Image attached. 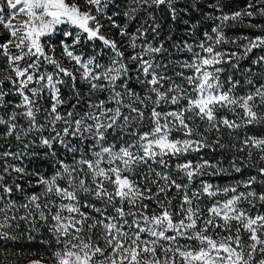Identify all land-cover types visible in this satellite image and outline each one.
<instances>
[{
	"label": "snow or ice",
	"instance_id": "obj_1",
	"mask_svg": "<svg viewBox=\"0 0 264 264\" xmlns=\"http://www.w3.org/2000/svg\"><path fill=\"white\" fill-rule=\"evenodd\" d=\"M110 2L6 0L9 18L0 15V25L10 38L0 42V71L5 73L0 77V108L6 109L0 125L5 126L3 137H14L22 147L0 156L17 160L24 155L39 156L29 149L40 147L47 150L44 158L54 161V172L44 176L5 159V173L15 172L21 179L34 175L42 191L26 195L18 204L12 198L14 188L0 182V240H17L13 229H19V221L35 230L39 220L51 237L42 243L51 246L54 242L50 256L54 264H264V212L259 210L264 208V192L253 187L264 184V179H258L264 177V166L256 168L258 176L230 184L204 179L264 164V136L238 133L264 125V79L258 82L251 78L258 75L251 67L244 69L243 84L248 90L243 94L237 93L240 79L232 74L221 79L226 71L222 65L239 71L241 60L256 49L264 51V35L230 40L223 27L230 21L243 23L245 17L264 16V6L248 3L231 14H206L207 19L219 22L212 34L205 32V39L195 45L185 40L175 46L177 51L192 53L179 63L187 73L176 72L183 80L177 83L166 74L169 65L157 59L168 51L164 43L147 39L149 31L155 38L160 28L151 13V23L146 20L132 34L126 25L106 17L120 36L128 37L127 47L132 49L128 55L121 50L123 44L101 34L105 27L101 19ZM131 3L124 12L128 19H135L142 8L162 5L167 6L173 21L177 19L174 0ZM198 4L199 0H193L196 10ZM208 7L222 13L219 0ZM19 15L26 19L13 24L11 19ZM196 27L193 24L188 29L190 36ZM248 27L264 31V25L249 23ZM57 32L60 39L49 43ZM97 40L103 48L93 47L91 54L78 48ZM138 40L142 42L138 44ZM225 43L238 50L221 49ZM57 45L61 56L74 62L72 68L56 58ZM104 49L110 50L106 63L101 62ZM252 64L264 65V55H258ZM77 73L87 86L83 112L79 110L83 98ZM65 78L71 81L74 103L61 93ZM133 78L143 94L129 86ZM9 96L17 99H6ZM45 98L47 108L40 103ZM65 105H69L67 110H63ZM222 128L234 142H224ZM57 145L72 154L71 163L59 158ZM217 149H235L242 155H233L228 167L223 158H187ZM254 151L259 153L256 163L252 162ZM16 179L15 190L22 192ZM204 198L210 203L201 207ZM174 199L179 201L175 210ZM29 264H43V259Z\"/></svg>",
	"mask_w": 264,
	"mask_h": 264
},
{
	"label": "trees",
	"instance_id": "obj_2",
	"mask_svg": "<svg viewBox=\"0 0 264 264\" xmlns=\"http://www.w3.org/2000/svg\"><path fill=\"white\" fill-rule=\"evenodd\" d=\"M116 4H120L121 7L125 6V11L129 8L126 7L125 4L128 0H115ZM178 2H175V7L177 9V19L173 21L171 19V14L168 11V8L166 5H162L159 8L153 7V9H147L146 11L140 10L135 14V19H128L124 16L125 11L119 10L118 12L113 13L112 19L121 26H127L128 32L130 34L135 33L137 28L141 27V24L147 20L149 23H151V20H149V13H151L156 20V23L160 25V28L158 30V35L153 37V34L149 31L147 39L148 40H154L155 42L158 41L159 43L163 42L165 48L168 50L166 53H164L161 57V60L163 63L168 64L169 67L167 69L166 74L168 76H172L174 78V75L176 72H179L183 69L178 67V61H181L182 58L185 57L184 54H177L178 51L175 49V46L179 41H183L186 39V35H189L188 29L191 25L196 24L197 27L195 29V33L193 34V37L200 38L202 37L203 33L205 31H209L212 28V24H209L207 27L206 24L211 21V19L206 18V14H211V12L214 10L212 8L208 7L209 3H215V0L209 1V0H199V10H196V8L193 6V0H177ZM248 3H255L256 6L259 8L261 6H264V3H262V0H219L220 7L225 13L231 14L235 11L242 10L246 7ZM128 8V9H127ZM116 14V15H115ZM215 16V14H214ZM184 21H188L187 24L184 23ZM212 23V22H210ZM249 23L253 25H264V16H260L257 14L254 18H247L245 17L243 20V23L240 22H233V26L230 29L231 34H235L234 36H248V37H255L257 35H264V31H262L259 28L256 27H248ZM115 30V33L113 31ZM105 30H112L114 33V36L118 30V28L112 27V25L109 27V29ZM59 33L54 35V37H57ZM236 36V37H237ZM171 37V39H169ZM93 45H99L97 49H101V42L100 41H91L88 42L84 49L86 53L91 52L93 49ZM173 46V47H172ZM237 49V48H236ZM230 50V49H228ZM232 50V49H231ZM238 50V49H237ZM236 50V51H237ZM104 52L106 50L104 49ZM258 55H264V51L260 49H256L253 51L252 54L249 55L248 58L240 61V68L243 72L244 69L251 67L253 73L258 74L257 76H252L251 78L256 79L258 82L260 79H264V65L257 66L252 64V60L255 59ZM170 61L172 63H170ZM175 68V69H174ZM178 68V69H176ZM233 76L236 79H240L242 81V86L238 87L237 91L238 94L243 91L246 92L248 90V86L243 84L244 77L242 76V73L240 72H234ZM177 78H180L177 76ZM67 83L62 86L61 93L64 96V98L68 99L70 102L74 103V95L71 88V81L69 78H65ZM129 86L132 88H135L138 92L143 94L142 88L136 83L135 79L129 83ZM77 88L80 90L81 97L83 98L81 104L79 105V109L84 104L83 101L87 100V86L83 81L79 80V77H77ZM98 96V94H97ZM95 97V96H94ZM66 110L69 108V105H65ZM147 116V113H146ZM203 127V125H201ZM238 133L242 136L244 133H247L248 135L253 136H264V125H254L249 126L248 128H243L238 130ZM216 134H213V137H215ZM220 135L223 136V140L226 144L234 142L231 140V138L228 135L227 129H222ZM112 137L110 136L109 139ZM73 143H76L73 142ZM57 155L59 158L64 159L65 162L71 163L72 161V154L67 153L63 148H61L59 145L55 146ZM235 149H224L220 150L217 149L215 152L205 150V154H210L213 161L220 160L221 158L228 157L226 161H223V164L225 167H228V161L233 156H229V153L231 151H234ZM47 151L46 149L41 148V150L35 151L40 153L39 156H30V155H24L21 159L23 161H18L20 167H25L28 171L31 172H38L44 176H50L54 172L53 163L54 161L51 158L45 159L43 156V153ZM224 152L220 153L219 155L216 152ZM257 158H255L252 162L256 163ZM264 166V165H263ZM5 167V166H4ZM3 165L0 167V176H3V183H6L14 188V194L13 199L17 201V203L24 202V198L26 195H31L32 193H40L42 191V187L36 186V176H25L22 179L19 178L18 174L15 172H10V174L4 172ZM260 167V164L256 163V167H249L244 168L240 175L246 174V175H257L258 172L256 168ZM233 173V172H232ZM13 178H17L16 182L20 183L23 187V191H16L15 185L13 184ZM214 179H219L222 181V179H227L226 176H219L215 177ZM258 179H264V177H259ZM31 181V183H29ZM255 185H258L261 192H264V184L257 183ZM20 215H23L24 212L21 211L19 213ZM20 227L19 229H13V234L17 235L19 238L15 241L11 240H0V264H24L26 259L31 256L32 254H38L43 256H51L52 249L55 247L54 242L50 246L49 244L42 243V241H49L51 240L50 234L48 232L47 227L44 225L43 221H36L35 230H30L29 225L25 223L24 221H19ZM31 235L34 237V239L29 240L28 236Z\"/></svg>",
	"mask_w": 264,
	"mask_h": 264
},
{
	"label": "rangeland",
	"instance_id": "obj_3",
	"mask_svg": "<svg viewBox=\"0 0 264 264\" xmlns=\"http://www.w3.org/2000/svg\"><path fill=\"white\" fill-rule=\"evenodd\" d=\"M209 1H212V0H209ZM80 2L83 3V0H80ZM114 2H116V1H115V0H111V2L109 3L108 7L105 9V15H104V18L101 19V23L104 24L105 27L102 29L101 34H102V35L109 36V37L115 39V40L117 41L118 45H119V44H123L124 47H122L121 50L124 51L126 55H128V54H130V53L132 52V49L129 48V47H127V44H128V37H126V36H120V35H119V29L117 30L115 36H114V33H115V30H114V29H113L114 33L112 32V30H111V32H110V30H105V29H109V27L112 25L111 22L106 18L107 16H112V17H113V13H114V12H118L119 10H121V11H125V9H124L125 6H124V7H123V6L121 7V5H120L119 3L116 4V3H114ZM175 2H178V1H177V0H174V3H175ZM126 3H127V4H125L126 7H128V8L130 9V8L132 7L131 0H128ZM128 8H127V9H128ZM147 9H153V7H151V8H142V9H140V12H141V11H146ZM9 13H10V10H9L8 7H7L6 0H0V15H2V16L5 17V18H9ZM211 14H212L213 16H214V14H215V16H216V15L227 14V13H225V11H223V10H222V13H221L220 11L213 10V11L211 12ZM115 15H116V14H115ZM24 19H26V17H24L23 15H19V16H16L14 19H11V22H12L13 24H16L17 21L24 20ZM210 22H212V23H210ZM210 22H208V24H206L205 27H207L209 24H212V25H213L212 28H213V27H215V26L219 23L218 21H216V20H214V19H211ZM141 25H143V22H142ZM232 25H233V22L230 21V22H227L226 25L223 27V31L225 32L226 36H227L230 40L233 39V38H235V37L237 36V35L234 36L235 34H231V33H230V29L233 27ZM123 26H124V25H123ZM60 27H61V28H64L65 26H60ZM212 28H211V29H212ZM69 30H71V29H69ZM127 31H128V28H127ZM205 32H208L209 34H212V33H211V30H209V31H205ZM205 32H204V33H205ZM57 33H59V32H57ZM57 33H56V34H57ZM128 33H129V32H128ZM204 33H203V34H204ZM213 35H214V34H213ZM238 36H239V35H238ZM238 36H237V37H238ZM195 37H196V36H195ZM195 37H193V35H191V36H190V35H186V39H184L183 41L187 40L189 44H193V45H195V44H198L200 41H202V40L205 39L204 35H202V37H200V38H195ZM9 38H10V36H9V32H8V30H7L3 25H0V42H6L7 39H9ZM58 39H60V34H59L57 37H54V36H53L52 39H51V41H49V43H53V42H55V41L58 40ZM149 41H150V40H149ZM151 41H152L154 44H159L158 41L155 42L153 39H152ZM183 41H179L176 45L182 44ZM141 42H142V41H139V40L137 41L138 44L141 43ZM242 42H243V41H241V43H242ZM85 45H86V44H84L82 47H81V46H78V48H79L80 50H83V51L86 53V51H85V49H84V46H85ZM172 45H173V46H176V45H174V43H173ZM98 46H99V45H93L92 48L95 47V49H97ZM173 46H172V47H173ZM101 47L103 48L102 43H101ZM220 48L223 49V50H227V51H236V50H237V49H236L237 46L234 45V44H231V43H225V44L221 45ZM175 49L177 50L176 47H175ZM228 49H230V50H228ZM231 49H232V50H231ZM105 50H106L105 55L101 58V62H102V63H106L107 60H108V57H109V55H110V50H108V49H105ZM92 51H93V49L91 50V52H88L87 54H91ZM137 51H139V49H137ZM60 52H61V49H60V47L57 45V46H56V53H55L56 58L59 59V60H61V61L63 62V64H64L65 67H67V68H72L74 62L69 63L67 60H65V59L63 58V56H61ZM178 53H179V54H184V55H185V57L182 58L181 61H178V62H177L178 65H179L180 62H183L184 60L189 59V58L191 57V55H192V53H189V52L186 51V50H180V51H178L177 53H174V54L177 55ZM161 58H162V57H157L158 60H161ZM0 66H2V59H0ZM48 67H49V70H50V66H48ZM178 67H179V66H178ZM222 67H224V68L226 69V71H225L224 73L221 74V79H222V80H226V77H227L228 75H230V74L233 75L234 72H240V73H242L241 68H240L239 71H236V70L230 68L229 65H227V64L222 65ZM179 68H180V67H179ZM174 69H175V68H174ZM176 69H178V68H176ZM181 71H182V70H181ZM183 71H185V72L187 73V70H183ZM4 75H5V73H4L3 71H0V77H3ZM77 77H79V73H77ZM171 77H172V76H171ZM234 78H235V77H234ZM173 79H174L177 83H183V80H182L181 78H177L176 75H174V78H173ZM235 79H236V78H235ZM2 86L4 87V90H5V91L8 90V84H7V82H4ZM167 86H168V82H165V87H167ZM227 86H228L227 83H225V87H226V88H227ZM237 93H238V91H237ZM239 94H243V91L240 92ZM98 96H99L100 98H103V94H98ZM93 98H97V96H95V97H93ZM6 99H8V100H14V99H17V98L14 97V96H9V97H7ZM40 103H41V105H42L44 108H47L48 105H49V101H48L47 98H45L44 100L40 101ZM63 110H66L65 106H64ZM79 110H80L81 112L85 111V110H86V105L83 104ZM5 111H6V109L0 108V115H3V114L5 113ZM146 113H147V112H146ZM220 114H221V115H228L230 119L232 118V116H231L230 113L221 112ZM39 119L42 120V119H43V115H41V116L39 117ZM21 123H26V122L22 120ZM145 123H147V120L145 121ZM58 127H62V125H58ZM222 129H223V128H222ZM222 129H221V130H222ZM239 131H240V130H239ZM4 132H5V126H4V125H0V153H2V152H4V151H8V150H10V151H12V152H16V151H18V149L21 148L22 145H21L20 143H18V142L15 140L14 137H7V138H4L3 135H2ZM47 134H48V133L46 132L45 135H47ZM25 142H27V141H25ZM73 142H75V141H73ZM40 150H41L40 147H34V148L29 149V152H32V151H38V152H39ZM216 153H217L218 155H219L220 153H223V154H224V152H218V151H217ZM198 155H202L205 159L213 160V159L210 157V156H211L210 154H208V153L205 154V151H203V152L200 153V154L192 153V154H190L187 158H188V159H193V160H195V159L197 158ZM224 155H225V154H224ZM232 155H237V156H238V155H242V154L237 153V152L234 150V151H231V152L229 153V156H232ZM258 156H259V153L254 151V155H253V159H252V161H253L255 158L258 159ZM23 157H24V156H23ZM227 158H228V157L225 156V158H223V161H226ZM5 159H7V162H8V163H10V164H14V165H16V166H20L19 163H18V161H23L22 159L17 160V159H14V158H12V157L4 158V157L0 156V167H1L2 165H3V167L5 166V163H4V162H5ZM257 161H258V160H257ZM173 163H175V161H173ZM257 164H260V166H263V165H264V164H261V163H257ZM251 175H252V174H251ZM251 175H250V174H249V175H246V174L240 175L239 173H235V172H233V173H231V175H225V176L227 177V179H222V181H220L219 179H217V180L214 179L215 177H207V176L204 177V179H206V180H210L211 182H213V183H215V184L225 185V184L234 183L236 180H243V179H246L248 176H251ZM254 175H255V174H254ZM253 187H254V189H255L257 192H261V190H260V188L258 187V185H254ZM241 190H243V189H241ZM171 195H172V196H175V192L173 191V192L171 193ZM149 203H151V202H149ZM209 203H210V201H209L207 198H204V199L202 200V202H201V207H204L205 205H207V204H209ZM178 204H179L178 199H174V200H173L174 210H175V208H178ZM151 206H152V207H155L154 204L151 205ZM258 208H259V205H258ZM259 210L262 211V212H264V208H260ZM217 231H219V230H217ZM180 243L183 244V243H185V241L181 240ZM187 243L195 244L196 242H194V241H189V242H187ZM41 259H43V264H54V262L50 259V256H43V255H38V254H32L31 256H29V257L26 259V261H25L24 264H29V262L32 261V260H41Z\"/></svg>",
	"mask_w": 264,
	"mask_h": 264
}]
</instances>
